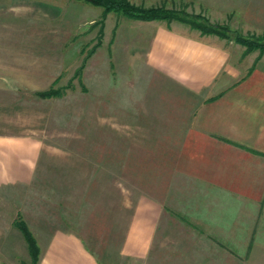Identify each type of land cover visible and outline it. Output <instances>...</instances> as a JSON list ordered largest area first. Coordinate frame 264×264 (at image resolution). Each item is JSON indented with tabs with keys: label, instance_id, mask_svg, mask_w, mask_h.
<instances>
[{
	"label": "rangeland",
	"instance_id": "rangeland-1",
	"mask_svg": "<svg viewBox=\"0 0 264 264\" xmlns=\"http://www.w3.org/2000/svg\"><path fill=\"white\" fill-rule=\"evenodd\" d=\"M128 1L176 10L167 23L225 26L221 43L244 50L248 72L264 70V52L235 41L264 43V0ZM129 19L86 0H0V133L32 134L40 147L28 183L0 185V264L31 262L20 219L38 248L56 230L73 232L99 264H197L185 246L161 250L160 228L146 257L123 252L140 197L160 201L163 218L184 214L194 194L207 198L174 189L185 180L175 162L201 97L149 62Z\"/></svg>",
	"mask_w": 264,
	"mask_h": 264
},
{
	"label": "crops",
	"instance_id": "crops-1",
	"mask_svg": "<svg viewBox=\"0 0 264 264\" xmlns=\"http://www.w3.org/2000/svg\"><path fill=\"white\" fill-rule=\"evenodd\" d=\"M129 20L148 41L149 62L201 97L175 162L185 180L174 189L207 191V198L194 194L184 214L163 218L160 201L140 197L123 252L146 257L160 228L161 250L185 246L197 264H264V70L248 72L239 60L244 50L236 55L215 34L179 22ZM39 148L32 134L0 133V185L28 183ZM39 248L37 264H99L73 232L56 230Z\"/></svg>",
	"mask_w": 264,
	"mask_h": 264
},
{
	"label": "trees",
	"instance_id": "trees-1",
	"mask_svg": "<svg viewBox=\"0 0 264 264\" xmlns=\"http://www.w3.org/2000/svg\"><path fill=\"white\" fill-rule=\"evenodd\" d=\"M86 1H89L94 5L103 7L104 13L115 11L127 18H132V19H139V20H164V19H172V18L178 19L177 16H174L176 14V10L168 9L164 5L143 7V6H137L129 2L128 0H86ZM179 20L188 23L192 28L198 29L202 33L216 34L221 37H225V34L220 31L221 29L227 30L225 26L211 25V23L203 24L197 22L195 19L187 20L184 18L181 19L179 18ZM235 41L246 46L247 51H251L253 49L259 48L260 52H264V43H260L253 39L246 38L240 35L235 36ZM50 94H52V91L46 90L42 93V96H49ZM14 225L20 230L27 243L28 251L31 258V262L29 264H37L40 252L32 232L30 231L25 221L21 219L15 220Z\"/></svg>",
	"mask_w": 264,
	"mask_h": 264
}]
</instances>
